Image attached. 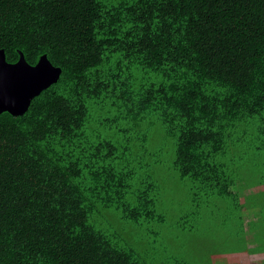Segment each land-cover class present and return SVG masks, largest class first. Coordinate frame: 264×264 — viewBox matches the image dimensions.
<instances>
[{"label":"trees","instance_id":"16d2710c","mask_svg":"<svg viewBox=\"0 0 264 264\" xmlns=\"http://www.w3.org/2000/svg\"><path fill=\"white\" fill-rule=\"evenodd\" d=\"M0 49L62 68L25 114H0V264H154L144 224L165 216L133 157L151 154L146 124L182 177L242 207L227 160L264 151V0H0ZM111 211L144 227L140 247L104 226Z\"/></svg>","mask_w":264,"mask_h":264},{"label":"rangeland","instance_id":"374dc122","mask_svg":"<svg viewBox=\"0 0 264 264\" xmlns=\"http://www.w3.org/2000/svg\"><path fill=\"white\" fill-rule=\"evenodd\" d=\"M143 126L140 134L146 133V136L141 138H146L151 154L137 152L134 146L135 166L140 178H147L155 185L156 210L165 216L163 222L156 219L144 224L150 232H158L157 243L151 244L153 252L149 260L154 264L166 261L175 264L176 259L196 262L194 264H261L264 252L250 253L249 250L264 246V185L260 186L261 176H264V151H259L252 143L229 152V170H240L236 188L243 201L238 208L231 199L207 194L199 190L190 177H182L173 163V140L166 137L159 126ZM105 133L115 143L122 141L116 130ZM105 218L108 221L104 226L111 233L131 238L138 247L144 242L143 226L137 229L132 223H125L126 229L131 231L128 233L122 231L124 222L118 212L111 211ZM252 226L257 229L251 231ZM251 233H256V240H248Z\"/></svg>","mask_w":264,"mask_h":264},{"label":"water","instance_id":"95a60500","mask_svg":"<svg viewBox=\"0 0 264 264\" xmlns=\"http://www.w3.org/2000/svg\"><path fill=\"white\" fill-rule=\"evenodd\" d=\"M20 59L11 63L4 49H0V114H25L34 98L57 83L62 68L54 65L45 54L37 64H30L22 51Z\"/></svg>","mask_w":264,"mask_h":264},{"label":"crops","instance_id":"0c3cea01","mask_svg":"<svg viewBox=\"0 0 264 264\" xmlns=\"http://www.w3.org/2000/svg\"><path fill=\"white\" fill-rule=\"evenodd\" d=\"M258 253H260V252H258ZM263 263H264V261L261 264H263Z\"/></svg>","mask_w":264,"mask_h":264}]
</instances>
